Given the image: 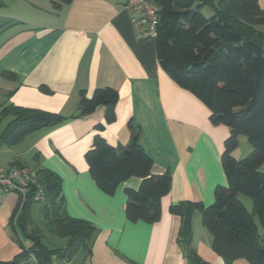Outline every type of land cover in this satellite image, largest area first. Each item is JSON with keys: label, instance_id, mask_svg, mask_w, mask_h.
I'll use <instances>...</instances> for the list:
<instances>
[{"label": "crops", "instance_id": "crops-1", "mask_svg": "<svg viewBox=\"0 0 264 264\" xmlns=\"http://www.w3.org/2000/svg\"><path fill=\"white\" fill-rule=\"evenodd\" d=\"M258 3L264 10V0ZM0 22L2 103L68 118L26 135L10 157L1 154L11 148H0V168L17 162L55 173L62 182L67 215L96 229L87 259L79 251L70 261L53 257L52 264H188L176 243L180 220L168 208L182 201L208 206L214 188L226 186L220 157L229 128L212 125L209 110L159 67L154 40L139 36L124 0H72L59 10L50 0H0ZM4 72L14 78H3ZM41 86L48 92H41ZM99 88H111L118 95L111 124L105 123L102 106L76 117L79 93L90 98ZM130 122L139 130V146L153 162L151 173H171L170 190L160 201L161 217L153 224L125 218L124 189L136 190L139 179L130 178L107 196L91 179L84 160L97 134L110 146L127 144ZM99 124L101 131L94 128ZM240 139L231 154L235 159L242 157ZM17 204L14 193L0 204V263L22 252L9 224ZM197 213L191 248L210 264H224L211 250V236ZM32 225L41 228L33 218ZM52 239L53 247H48L45 233L49 249L64 248L65 240ZM22 244L27 250L32 246L24 239ZM34 253L43 260L42 251ZM16 264L26 263L23 258Z\"/></svg>", "mask_w": 264, "mask_h": 264}, {"label": "trees", "instance_id": "trees-1", "mask_svg": "<svg viewBox=\"0 0 264 264\" xmlns=\"http://www.w3.org/2000/svg\"><path fill=\"white\" fill-rule=\"evenodd\" d=\"M50 1L53 9L59 10L72 0ZM151 1L160 9L153 39L159 67L209 110L212 125L229 128L220 157L226 186L214 188V200L208 206L182 201L168 208L180 220L177 246L188 264H210L191 248L193 216L198 212L202 227L211 236V250L224 264L239 259L247 264H264V173L260 171L264 164V10L259 0ZM204 7L212 10V16L202 15ZM1 75L14 78L7 72ZM39 89L48 92L43 86ZM117 101L118 95L111 88L96 89L90 98L80 92L76 117L90 115L102 106L104 121L111 124L115 121ZM7 116L10 120L0 137L7 147L32 132L58 126L68 119L4 102L0 104V119ZM128 127L130 137L125 145L113 147L95 135L84 160L91 179L107 196L130 178L139 179L136 190L124 189L125 218L131 223L153 224L161 217L160 201L170 190L171 173H151L153 162L138 144L139 130L131 122ZM94 128L101 131L103 126ZM239 136H244L253 150L248 156L235 159L231 154L238 147ZM6 168L30 169L44 197L40 202L33 201L35 185H30L22 203L21 196L14 193L18 206L9 224L22 252L12 261L0 264H16L29 254L37 259L35 249L43 252V260H37L39 264H52L53 257L70 261L79 251L87 259L96 229L88 221L67 215L60 177L47 169H33L17 162ZM240 196L250 199V211ZM34 205L39 208L41 228L32 225ZM46 232L65 240L64 248L49 249L44 243ZM23 239L32 244L28 250L23 247Z\"/></svg>", "mask_w": 264, "mask_h": 264}, {"label": "built area", "instance_id": "built-area-1", "mask_svg": "<svg viewBox=\"0 0 264 264\" xmlns=\"http://www.w3.org/2000/svg\"><path fill=\"white\" fill-rule=\"evenodd\" d=\"M130 14L134 28L139 36L154 39L159 23L160 9L151 0H124ZM30 185L37 188L33 201L43 200V193L36 183L34 173L27 168H0V204L9 193H17L21 196V203L24 201L30 190ZM26 264H39L33 254L25 259Z\"/></svg>", "mask_w": 264, "mask_h": 264}, {"label": "rangeland", "instance_id": "rangeland-1", "mask_svg": "<svg viewBox=\"0 0 264 264\" xmlns=\"http://www.w3.org/2000/svg\"><path fill=\"white\" fill-rule=\"evenodd\" d=\"M201 13H202V15H203L205 18H208V17L212 16V14H213L212 10H211L209 7H204V8L202 9ZM0 24H1V22H0ZM262 28H263V30H264V27H262ZM261 30H262V29H261ZM263 48H264V46H263ZM3 101H4V96L0 94V104H1ZM9 119H10L9 116L0 119V137H1L2 131L4 130L6 124H7L8 121H9ZM240 138H241V139H240V140H241V143H240V148H241V149H240V150H241V152H242V157H241L240 159H242V158L248 156V155L252 152L253 147L248 143V141L246 140V138H245L244 136H240ZM14 146H15V145H14ZM22 146H23V145H21V147H22ZM0 148H1L2 150H8V149H5V148H11V149H9L10 151L6 152L5 154H3L4 151H3L2 154L0 153L2 158H3V157H10V156H11V152H12V150H13V151H14V150H19V148H17V149H16V148L13 149V146H12V147H7V146L5 147V146L1 143V140H0ZM260 171L264 173V167H263L262 169H260ZM240 198L244 199L246 205L249 206L250 209H251V201H250V199H249L248 197H244V196H240ZM37 209H38V207H37L36 205H34L33 208H32V212H31V213H32V218H33V221H34L35 225H37V226H39V227H42V220H41V218H40V216H39V213H38ZM197 214H199V213H197ZM199 216H200V214H199ZM198 218H199V223H200L201 219H200V217H198ZM255 221H256L257 225L259 226L258 220H257L256 218H255ZM259 228H260V226H259ZM260 229H261V228H260ZM46 235H47V240L45 241V243H46V245H47L48 247H53V246H52V243L50 242V239H52V238H53L52 240L55 241V242H59L58 240H62V241H63V239L57 238V237H55L53 234H51V233H49V232H46ZM56 240H57V241H56ZM78 256H79V255H78ZM80 256H81V253H80Z\"/></svg>", "mask_w": 264, "mask_h": 264}]
</instances>
